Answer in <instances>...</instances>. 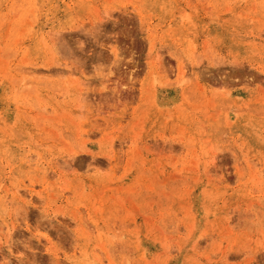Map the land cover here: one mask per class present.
Listing matches in <instances>:
<instances>
[{"label":"rangeland","instance_id":"rangeland-1","mask_svg":"<svg viewBox=\"0 0 264 264\" xmlns=\"http://www.w3.org/2000/svg\"><path fill=\"white\" fill-rule=\"evenodd\" d=\"M0 264H264V0H0Z\"/></svg>","mask_w":264,"mask_h":264}]
</instances>
